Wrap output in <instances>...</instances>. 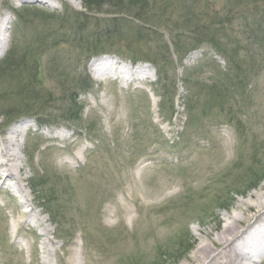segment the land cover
<instances>
[{"label":"rangeland","instance_id":"rangeland-1","mask_svg":"<svg viewBox=\"0 0 264 264\" xmlns=\"http://www.w3.org/2000/svg\"><path fill=\"white\" fill-rule=\"evenodd\" d=\"M176 3L171 9L156 5L157 19L141 36L139 29H124L126 39L120 40L105 35L117 11L111 6L91 11L83 0L80 5L0 0V18L11 17L9 46L0 63L15 39L20 54L37 48L34 85L41 93L39 102L31 96L29 111L14 118L3 112L24 110L26 98L0 95V138L12 127L21 128L22 182L31 200L24 209L39 213L30 218L22 246L5 236L0 213V264H202L193 253L206 238L204 230L219 232L226 214L241 212L239 200L263 185L264 178L251 188L246 170L256 151L262 162L253 171L262 174L264 166V47L243 49L238 70L211 45L196 47L193 35L187 36L191 42L182 38L186 6ZM256 3L197 0L193 6L208 14L205 24L217 28L222 21L233 34V41L224 40L237 45L244 28L235 14ZM24 8L33 22L24 19L17 28L15 9ZM175 39L183 50L191 48L184 63ZM102 57L114 64L113 73L101 79L90 67ZM125 65L133 72L144 65L149 70L126 80ZM166 81L171 91L176 83L174 103L159 96L167 91ZM213 91L223 98L221 113ZM75 99L83 106L81 119L65 114ZM228 111L244 120L245 130L236 128ZM166 184L174 187L167 190ZM150 190L159 195L145 199ZM43 196L53 202L42 201ZM1 198L0 203H14L10 196ZM184 233L191 250L179 253ZM255 264H264V255Z\"/></svg>","mask_w":264,"mask_h":264},{"label":"trees","instance_id":"trees-1","mask_svg":"<svg viewBox=\"0 0 264 264\" xmlns=\"http://www.w3.org/2000/svg\"><path fill=\"white\" fill-rule=\"evenodd\" d=\"M184 6H186V12L184 15H182V20L184 22L183 26H185V37H182L185 41H189L188 35H193L195 40H192L193 43L196 42L195 46L201 47V46H207L208 44L211 45L213 48H215L217 51H219L222 55L230 59L233 63H236L238 66V70L240 69V63L238 58H240V52L243 49L249 50L251 47L258 48L261 47V45L264 47V6L262 7L260 5V1L257 0L256 5H254V8L251 6H248L247 9H241L235 16L237 18H240L243 22V28L244 30L241 32V36L244 37V40H241L240 38L235 41L237 45L229 44L230 42H226L224 38H230L231 41H233V34L229 33V29H226V27L223 25L222 21H218L217 23L221 24L220 27L215 28L214 25L204 23V19L208 15L207 13H197L196 9L194 8L193 4L197 0H193L191 4V1L188 0H180ZM252 1V0H250ZM178 0H83L84 7L87 8V10L95 11L101 9V6L108 5L113 8H115V12H112L114 16L111 17L108 21V24H106L105 29V35L111 36L115 35L117 38L121 40L126 39V34L122 33V30L129 29H139L138 36H141V31L146 30V24L151 25L153 24V19H157V16L154 8L156 5H166L165 9L173 8L177 6ZM244 2H248V0H237L238 5H242ZM188 5H187V4ZM164 9V11H165ZM17 11V10H16ZM28 8H24L22 11H17L18 17L17 22H19L16 27L21 28L24 19L27 21H32L30 18H28V15L26 13L28 12ZM154 12L151 14V12ZM238 10L229 11L230 13L236 12ZM43 12V10L41 11ZM157 12V11H156ZM38 12H36L37 14ZM33 22V21H32ZM142 28H139L140 26ZM19 26V27H18ZM19 31V30H17ZM24 31V30H22ZM137 34V33H134ZM83 40V39H80ZM85 41V40H84ZM13 42L12 47L8 50L7 55L4 60L0 63V95L4 96L6 94L10 96H24L26 98V102L24 103L25 109H15L14 107L7 109L3 112L4 115H7L8 118H14L18 114H24L26 111L28 112L32 105L29 102V99L31 96L34 97L35 102H39V98L41 94L38 89L35 88L34 84H37V74L33 71L37 62V48H33L29 52H23L22 54L18 53V45L16 43V39ZM99 42V40L97 41ZM182 42L179 40H174V45L176 46L175 51L178 52V56L180 57V62L183 61L185 58L186 52H188L191 48H188L186 50H183L182 47L179 45V43ZM87 43V41H85ZM81 45V44H80ZM95 46V45H94ZM168 47V46H167ZM170 49V47H169ZM154 62V61H153ZM165 63L169 64L170 61L168 59H165ZM156 63V61H155ZM157 64V63H156ZM33 65V69L32 68ZM159 73L162 76L163 69L158 67ZM33 71V72H31ZM30 75L31 77L28 79L26 76ZM188 77V76H187ZM39 78V76H38ZM229 78V76L227 77ZM237 78H240L239 75H237ZM243 79V78H241ZM187 81H189V78H187ZM186 81V82H187ZM166 92L160 94L161 100H166L167 98L171 100L173 103L175 102L176 98V83L172 85V89H168V81H166ZM165 85V83H163ZM213 96L217 99L214 107L218 110L219 113L225 111V108L223 107L222 103V97L221 95L215 93L213 91ZM71 104L74 105V108L71 110H67L65 114L75 115L78 119H81V112L83 106H79L75 101H72ZM190 103V109L191 105ZM36 113V112H35ZM229 116L233 117V112L228 111ZM1 116V115H0ZM3 116V115H2ZM36 116H39V114L36 113ZM236 119V128L240 130H245L244 128V120L240 117L232 118L231 122H233ZM234 123V122H233ZM244 135V133H243ZM256 147V146H255ZM254 149V147H253ZM255 154L251 156L252 164L250 167L246 170L250 176V181L252 184L250 185L251 188H255L259 182L264 178V166H262L261 171L262 174L259 172H254L253 168L255 164H258L262 162L260 159L258 161V156ZM34 157L33 154H31L30 160ZM264 164V163H263ZM35 183H32V186H34ZM253 185V186H252ZM35 192L36 188L34 187ZM44 200L47 202H53V199H48L46 196L42 197V201ZM221 204V203H220ZM229 207V206H225ZM223 207V208H225ZM50 215H53V217L56 216V212L53 211L52 208H49L47 210ZM58 213V212H57ZM191 240L187 238V235L184 233L183 236L179 237V242L177 244V251L179 253H185L188 250H191ZM177 252V253H178ZM168 253H163L158 256V260L163 259L165 255Z\"/></svg>","mask_w":264,"mask_h":264},{"label":"bare ground","instance_id":"bare-ground-1","mask_svg":"<svg viewBox=\"0 0 264 264\" xmlns=\"http://www.w3.org/2000/svg\"><path fill=\"white\" fill-rule=\"evenodd\" d=\"M70 1L75 5H80V0ZM10 21L11 17L0 18V58L9 46ZM113 64L114 60L102 57L92 60L90 68L95 77L102 79L113 73ZM135 70L133 72L129 65H125L122 69L123 77L126 80H134L139 73L149 69L144 65ZM135 73L137 76H134ZM21 134V128L15 126L10 128L4 138H0V198L3 194L10 196L14 201L12 204L0 203V213L5 222L4 225L2 224L5 236L22 246L23 243L26 244L25 233L27 226L31 225L30 218L33 215L38 216L39 213L33 207L29 211L31 213L29 215L28 211L26 212L24 209L25 204H31V200L25 192L22 182L24 173L20 160L22 142H20L19 136ZM130 180L133 185H136L134 177H131ZM173 187V184L165 185L167 190H171ZM15 192L19 193L21 201L18 200ZM153 195H159L158 191L150 190L144 197L147 199ZM238 206L241 207V212L226 214L219 232L217 231L215 234L214 229L204 230L206 238L197 244L193 253V257L201 260L202 264H255L263 257L264 183L259 189L250 193L246 199H240ZM246 212L249 213L246 214ZM41 222L43 221L41 220ZM2 260L3 257L0 253V261L2 262Z\"/></svg>","mask_w":264,"mask_h":264}]
</instances>
